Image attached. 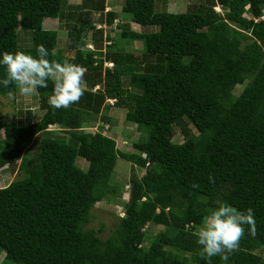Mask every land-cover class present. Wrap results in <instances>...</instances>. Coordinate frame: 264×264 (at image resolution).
<instances>
[{
  "label": "trees",
  "instance_id": "trees-1",
  "mask_svg": "<svg viewBox=\"0 0 264 264\" xmlns=\"http://www.w3.org/2000/svg\"><path fill=\"white\" fill-rule=\"evenodd\" d=\"M63 4L0 0V58L5 51L36 57V46L43 44L50 61L86 70L84 95L69 108L49 105V81L36 90L38 119L0 117V171L16 166L17 173H27L0 187L1 264L6 259L14 264H225L218 256L202 257L193 235L221 202L251 208L257 230L252 237L244 226L239 248L226 264H264V0H200L195 11L183 12L157 11L156 0H123L121 11L130 21L158 27H121V38L143 42L134 51L110 43L104 51L83 48L95 28L91 9L104 13L108 25L116 17L104 11L105 0H86L74 12L64 11ZM62 17L74 49L68 58L56 48V30L43 27L45 19ZM19 29L30 35L28 45H21ZM106 61L110 67L103 66ZM4 74L0 66V81ZM239 84L244 86L235 94ZM15 90L0 83V97ZM107 98L125 108L126 121L147 133L133 143V151L119 150L115 138L92 122L96 116L111 121ZM50 125L67 140L50 136ZM93 125V132L83 129ZM174 126H181L182 142L169 138ZM67 151L83 157L87 167L76 165ZM117 158L144 173L129 179L123 215L102 238L84 225L96 202L120 196L109 183ZM149 224L164 229L146 246Z\"/></svg>",
  "mask_w": 264,
  "mask_h": 264
},
{
  "label": "rangeland",
  "instance_id": "rangeland-1",
  "mask_svg": "<svg viewBox=\"0 0 264 264\" xmlns=\"http://www.w3.org/2000/svg\"><path fill=\"white\" fill-rule=\"evenodd\" d=\"M86 0H63V10L73 11L75 10V5L82 4ZM200 0H173L171 2L170 9L174 12H183V11H195L197 9V3ZM109 5L112 6L113 10L116 11L118 17H116L112 24L108 25L106 18L107 16L102 13L100 15L99 11L91 9L90 19L94 25V29H90L86 35L85 41L90 42L91 45L84 44L83 48L87 50H97L102 49L105 50V46L109 43L111 46H115V48L121 47L126 51H132V47L135 50H141V45L143 46V42L139 40H130L129 38H121L119 32L121 31V27L128 25V21H124L123 18H128L129 16L126 13L121 11V5L123 0H109ZM91 4V3H89ZM91 6V5H87ZM167 6H165L161 0H156V10L157 11H166ZM215 11L222 12L223 10L219 6L214 7ZM171 11V12H172ZM74 12V11H73ZM264 19V11L263 16ZM73 20V19H71ZM126 23V24H125ZM43 27L45 29H53L57 32V42L56 48L61 49L65 54V57L68 58L74 54V49L69 48L68 44L71 42L68 31L66 29V18H51L45 19L43 22ZM137 31H155L158 29L157 26H141L138 24H134L133 27ZM96 29H102L101 33L97 34ZM20 43L25 46L30 43V35L25 31L18 30ZM109 35L110 41L106 40V36ZM99 39V42L96 43L94 39ZM90 48H89V47ZM113 46V47H114ZM108 49V48H107ZM134 51V50H133ZM244 84H239L236 86L234 93H238ZM30 111V114L27 112ZM125 108L116 109L113 105L111 108L106 110V115L111 119L110 122H107L109 128L105 131V134L110 135L115 138L116 144L119 150L121 151H133V143L138 141L139 139H145L147 133L137 128L134 123L128 122L125 120ZM42 110L38 106V98L37 92L35 91L33 94L28 96H22L19 94L16 89L14 93H11L6 96L0 97V117L4 120H15L16 118H22L23 120L30 118V120H36L40 117ZM101 120L98 116L96 119H93L92 122L95 124L99 123ZM103 128L101 124H98ZM94 126V125H93ZM93 126H89L87 128H83L87 131H94ZM186 127L189 128L193 133L196 132L194 126L186 121ZM52 134V137H60L67 140V134L63 133L62 130L59 129L56 125H50L48 127ZM3 128L0 129V139L4 137ZM169 138L173 142H182L183 141V133L181 130V126H174L173 129L168 134ZM33 149V145L30 147V152ZM28 153H26L27 155ZM67 156L69 158L73 157L76 165L85 169L87 167V161L80 156H76L73 154V151H67ZM144 173V169L132 165L130 162L117 158L116 164L114 166V170L109 179V183L116 188H118L117 192H120V196L118 193L115 195H110L109 200L103 199L102 201L96 202L91 209L89 221L84 225V229H94L98 231V234L102 238H106L112 233V230L118 224V218L123 215L122 201H126L129 196V188L130 182L129 179L132 176L140 177ZM27 173H17L16 166L12 167H3L0 171V187L7 185L12 180L21 178L26 176ZM164 227L162 225L149 224L145 227L146 238L144 240V244L147 246L150 239L162 231ZM264 250V247L262 248ZM264 257V251L262 253ZM4 253H0V264L3 260ZM3 264H14L12 261L6 259Z\"/></svg>",
  "mask_w": 264,
  "mask_h": 264
},
{
  "label": "clouds",
  "instance_id": "clouds-1",
  "mask_svg": "<svg viewBox=\"0 0 264 264\" xmlns=\"http://www.w3.org/2000/svg\"><path fill=\"white\" fill-rule=\"evenodd\" d=\"M36 53V57H33L22 51H5L0 58V66L5 69L4 78L0 83L5 87L14 85L20 95L28 96L38 88H47L48 82L51 81L52 91L48 103L52 108L67 109L78 103L86 90V70L67 61H50L47 58L48 50L43 44L36 46ZM105 63L109 62H104V67H110ZM99 123L102 126L107 124L101 120ZM245 225L248 226V234L255 237L257 230L251 208L239 210L227 202H221L210 209L193 232L200 246L201 256H207L209 259L218 256L226 264L229 256L239 248L245 234Z\"/></svg>",
  "mask_w": 264,
  "mask_h": 264
},
{
  "label": "crops",
  "instance_id": "crops-1",
  "mask_svg": "<svg viewBox=\"0 0 264 264\" xmlns=\"http://www.w3.org/2000/svg\"><path fill=\"white\" fill-rule=\"evenodd\" d=\"M109 0H105V5H106V7H105V10L104 11H107V10H112V11H114L113 10V8H112V6L111 5H109V2H108ZM173 0H161V2L165 5V6H167V9H166V11H169V12H171L172 10L170 9V7H171V2H172ZM115 13H116V11H114ZM172 12H174V11H172ZM116 17H118V15H117V13H116ZM115 17V18H116ZM114 18V19H115ZM124 19V21H128L129 22V27H130V29H132V30H135L133 27H134V24H136V23H134V22H132V21H129L128 20V18H123ZM126 24V23H125ZM135 31H137V30H135ZM85 43H86V45H91V43L90 42H86V41H84ZM134 42H135V40H134ZM140 42V41H139ZM131 49H133V50H135L134 49V47H132ZM111 108V107H110ZM116 109H119L118 107H115ZM102 121V120H101ZM103 122V121H102ZM107 123V122H106Z\"/></svg>",
  "mask_w": 264,
  "mask_h": 264
},
{
  "label": "built area",
  "instance_id": "built-area-1",
  "mask_svg": "<svg viewBox=\"0 0 264 264\" xmlns=\"http://www.w3.org/2000/svg\"><path fill=\"white\" fill-rule=\"evenodd\" d=\"M105 64L111 65L112 63H105ZM106 102L109 103L110 105H114L115 99L114 98H107L106 99ZM92 128L94 130H97V127L96 126H94ZM103 128H104V133H105V131L109 128L108 124H103Z\"/></svg>",
  "mask_w": 264,
  "mask_h": 264
}]
</instances>
